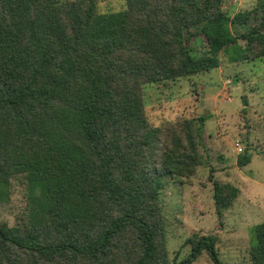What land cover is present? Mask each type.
Listing matches in <instances>:
<instances>
[{"label": "trees", "instance_id": "16d2710c", "mask_svg": "<svg viewBox=\"0 0 264 264\" xmlns=\"http://www.w3.org/2000/svg\"><path fill=\"white\" fill-rule=\"evenodd\" d=\"M99 1L0 0V204L15 180L28 190L17 223H0V264H193L204 252L226 264L212 233L169 257L161 189L205 164L203 131L191 117L153 124L144 86L211 70L222 53L263 58L264 0L231 18L224 0H125L105 13ZM211 180L223 224L241 189ZM253 234L247 264H264V221Z\"/></svg>", "mask_w": 264, "mask_h": 264}, {"label": "rangeland", "instance_id": "374dc122", "mask_svg": "<svg viewBox=\"0 0 264 264\" xmlns=\"http://www.w3.org/2000/svg\"><path fill=\"white\" fill-rule=\"evenodd\" d=\"M260 1L224 0L222 8L231 18L240 11L257 9ZM124 6L125 0H100L98 9L105 13ZM260 21L261 12H257L249 25ZM228 28L233 32L231 24ZM193 45L197 54L204 49L202 38L194 39ZM228 58L222 53L220 63L211 70L144 86L146 112L153 124L191 117L203 131L205 164L191 177H166L161 189L171 260L186 257L191 250L186 239L201 232L218 236L226 264H247L248 248L256 242L254 226L264 221V57L239 62ZM201 116L206 118L203 124ZM238 141L244 148L241 153ZM246 150L251 161L239 166L238 157ZM212 173L241 189L237 203L225 211L223 224L214 204ZM27 191L23 178L14 181L10 201L0 204V223H17L27 206ZM193 264L213 263L204 252Z\"/></svg>", "mask_w": 264, "mask_h": 264}, {"label": "built area", "instance_id": "2783aa9c", "mask_svg": "<svg viewBox=\"0 0 264 264\" xmlns=\"http://www.w3.org/2000/svg\"><path fill=\"white\" fill-rule=\"evenodd\" d=\"M236 146H237L238 152L241 153V152L244 150V148H243L241 142L238 141V142L236 143Z\"/></svg>", "mask_w": 264, "mask_h": 264}, {"label": "crops", "instance_id": "0c3cea01", "mask_svg": "<svg viewBox=\"0 0 264 264\" xmlns=\"http://www.w3.org/2000/svg\"><path fill=\"white\" fill-rule=\"evenodd\" d=\"M237 202H235L234 204H236Z\"/></svg>", "mask_w": 264, "mask_h": 264}]
</instances>
